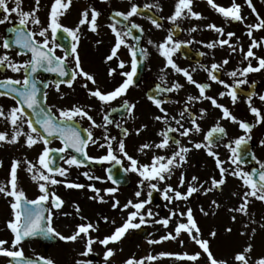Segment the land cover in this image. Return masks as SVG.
Instances as JSON below:
<instances>
[{
  "label": "snow or ice",
  "instance_id": "6c2138e0",
  "mask_svg": "<svg viewBox=\"0 0 264 264\" xmlns=\"http://www.w3.org/2000/svg\"><path fill=\"white\" fill-rule=\"evenodd\" d=\"M107 3V0H103ZM194 0H177L173 13L166 19L173 27L168 29V34L162 42L154 45L161 57L164 58V66L160 68L159 81L148 94L147 99L158 109L160 114L154 116V120L160 122L164 127L157 132L161 137L159 142L143 143L139 146L138 152L146 154L147 150L158 149L170 152V155L153 154L150 163H141L139 159L129 154L126 150L125 138L130 132L127 127H122L120 123L110 119L109 114H105L102 123H97L90 110L79 104H72L70 107L56 108L47 105L48 93L46 89L49 86H54L57 93H60L61 84H66L71 88L78 78L82 79L84 87L88 95L97 99L102 106L110 105L113 101L122 99L120 108L124 109L129 117L133 116L136 108L135 102H130L126 97L129 89L136 85L139 75V68L144 61L148 59L149 52L145 47H138L135 44H129L128 38L139 42L141 37L134 35V30L143 33V27L134 22L132 19L136 16H142L144 13L141 6L129 0V9L127 11L115 10L110 16L112 23L107 25L114 34L115 43L110 50V54L105 57L104 62L108 64L115 58L117 67L108 68V76L114 77L117 74V69H120L119 76L122 81L110 91H102L98 86V82L94 75L86 71L82 67L81 58L78 52L80 44V25L89 24V30L93 33H98L99 23L98 18L101 12L94 7H89L82 11V19L75 28L67 27L61 23V17L64 16L72 4V0H53L48 14V22L45 25L38 13L41 7V0H35V7L30 11H25L22 7L23 0H0V25L9 24L11 27L6 29L7 35L0 37V49L3 53L0 54V70H10L13 73H23L22 79H13L6 77L0 79V97H9L15 104L8 110L0 105V118L8 121L12 126L11 134L5 131H0V144L16 145L20 143V138L24 137V146L32 148L38 143L43 144V150L38 156L35 163L25 160L26 172L30 174V178L38 186L40 195L35 199H28L23 189L19 187L18 169L22 162L13 160L10 165V179L6 184H0V195L9 200L12 211V218L7 221V229L12 233V240L0 239V256L8 258V264H55L51 258L37 256L35 258L27 257L22 247L23 243L31 238L54 239L58 238L64 242H76L83 240L85 250L80 253L81 256H89L94 252L93 245L99 243L105 249L103 259L105 264H108L110 259L115 255V249L109 247V244L120 242L130 230L140 229L143 225L152 223L159 224L165 229L168 228L173 217H177V223L172 231L161 236L159 240L149 239V244H160L163 241H178L181 246L184 245V240L180 239L183 233H186L190 241L194 242L202 250L189 254L161 252L159 256L148 255L143 259L129 258L125 264H145L147 261H155L160 257L175 256L176 259L186 260L197 264L202 253L207 255L208 264H228L225 259H217L210 248V239L217 236V232L212 230L209 234L210 238H203L202 231L193 215V210L188 207L186 211L170 210V215L155 219L158 213H154L151 208L146 207L151 202V197L154 191L162 192L163 199L169 204L184 201L187 202L194 194L203 192L207 195L213 190H221L226 184L227 177L232 176L238 178L242 182V186L246 189L241 195V203L238 207L230 208L229 211L242 214L249 217V223H256L251 218L248 211L249 204L252 199L264 202V161L258 159L254 153L249 151V142L252 140V130L257 125L264 123V113L253 103L254 97L264 103V94L255 92V81H249L250 73H258L264 70V57L257 56L254 49L264 46V38L257 40L253 37L254 31L264 29V17H261L253 4V0H245V3L252 13L255 14L257 23L246 24V17L241 14V5L232 0L230 6H221L215 3V0H207L217 13L222 15L227 22H239L246 24V35L251 43L245 52L243 47L237 48L231 43L232 38L236 35L234 32H225V28L216 24L206 25L207 29L213 30L218 34L219 39L207 43L205 46L208 49H214L217 46L223 48L227 46L232 53L238 50L243 53L244 61H247L246 66L228 71L226 75L231 78L232 82L228 83L221 79L220 73L224 66L229 64L226 58L220 63H212L209 66L201 65V69L207 73L208 80L223 86L225 91L219 92V97L228 96L232 104H236L239 96L243 94L246 97L250 113L255 117V123H249L238 119L228 107L218 102L216 97L208 95L207 92L211 88V83H201L193 78L195 68L189 70L179 66L174 60V56L181 52L183 47L193 43L192 40L181 41L174 38L175 33L180 30L179 21L185 19L201 20L204 17L201 13L194 11ZM162 11L159 0L153 3H145L143 10ZM18 18L16 23H13L12 16ZM90 16V20H89ZM147 19L156 28L163 27L161 21L164 17L157 18L153 15H148ZM31 25V27H30ZM198 29L193 26L189 31L196 32ZM226 37V38H225ZM69 40V45L65 47L58 43V39ZM101 41H97V44ZM149 45H153V41H147ZM126 47L130 53V70L125 71L126 62L119 58L118 52L121 47ZM57 49L62 51V55H57ZM16 51L17 56H28L24 61H17L10 53ZM201 56L206 53L201 52ZM71 60L72 66L69 61ZM256 61L254 66L252 61ZM171 69L177 74H181L188 84L193 85L198 90V95L187 96L183 106L175 114L171 115L168 109L164 106L168 103H177L180 101H171L170 99L162 98L164 94L178 93L184 85L179 81H172L169 85L167 81V70ZM48 72L56 73L61 78L55 81H45L39 78V73ZM89 82L95 86L89 88ZM248 85V89L242 86ZM42 89L44 91H42ZM63 98V94H61ZM207 100L213 108L219 109L222 113L219 120L203 135L202 141H193V135L202 132L201 125L198 119H203L207 114V109L200 108L199 116L191 111V105L195 102ZM112 112L118 111L117 108H112ZM58 113V114H57ZM87 119L90 122V127L83 129V133L79 128V120ZM227 119L238 125L242 130L243 135H240L230 142L224 144L230 155L227 160H222L220 154L215 151L216 147L220 146L221 140L227 136V131L220 123V120ZM173 123L175 126H173ZM188 123L190 126H185ZM115 124V127L121 129V138L117 140L116 136L109 133L108 126ZM25 125L27 131H25ZM38 126V127H37ZM147 128V125H142L136 129V134ZM93 129H103L102 136L94 137ZM175 134V135H173ZM179 137V138H178ZM52 139H59L62 143L60 148H50L49 144ZM182 139L187 140V144L182 142ZM116 142V147L113 146ZM97 146L100 149H106L104 155L93 157L87 152L89 145ZM261 146H264V139L259 141ZM190 145V146H189ZM74 150L75 154L69 152ZM205 150L209 157L215 161L216 169H218L219 178L213 176L210 181L200 182L199 177L193 175L189 181H186L185 174L181 172L179 184L173 187L166 184L163 189L158 187L161 182H166L171 179L176 169L183 168L188 163V156L193 150ZM67 153V155H64ZM78 154V155H77ZM246 157H250L258 167H253L250 170H245L241 165L247 163ZM57 159L68 165V168L62 167L57 163ZM127 161V167L124 166ZM86 162H95L103 165L109 163L112 167L107 169V180L111 181L117 187H109L104 189L105 195L112 197L111 207L114 210L121 212L127 211V216L121 226L116 227L112 234L105 236L103 239L94 237L92 232L99 229L98 223L87 222L78 224L76 229L70 235H63L53 226L54 217L57 213L68 216L69 213L61 212L65 201L50 189V186L63 184L69 189H84L88 188L94 193L89 199L96 200L100 203H108L105 195H101V189L95 187L94 184H81L71 182L67 179L69 168L75 166L80 168L86 166ZM119 165L124 173H135L141 179L138 181V190L134 193L137 198L135 201L129 199L121 205L120 200L116 197L119 191L118 185L120 181L115 177L113 169ZM228 165V166H226ZM3 162L0 161V167ZM89 181L101 180L99 176L90 175L85 171L82 173ZM57 176L63 179H57ZM147 182V198L141 200L144 195L143 188ZM205 183H210V187L205 188ZM185 191H180V188H185ZM237 195V193H233ZM211 204L215 208H219L220 204L216 200H212ZM77 214L81 212L79 205H75ZM203 215H209L203 207L200 208ZM81 220H86L84 216L79 217ZM231 219L235 222L236 216ZM102 220L107 223L109 218L102 217ZM186 221V222H185ZM115 223V221H112ZM249 225H244L248 229ZM264 228V224L260 225ZM226 232H231L232 229L226 228ZM256 228H251V232L242 231L240 234L248 235L249 240L255 234ZM7 245V247H6ZM253 248L252 243H247L242 252H238L234 256L235 264H249L250 256ZM76 264H90V262L77 260ZM255 264H264V257H260L255 261Z\"/></svg>",
  "mask_w": 264,
  "mask_h": 264
},
{
  "label": "flooded vegetation",
  "instance_id": "af4514ba",
  "mask_svg": "<svg viewBox=\"0 0 264 264\" xmlns=\"http://www.w3.org/2000/svg\"><path fill=\"white\" fill-rule=\"evenodd\" d=\"M132 2L137 3L138 5L143 7L145 3H153L155 2V0H132ZM52 3L53 0H41V7L38 15L45 25L48 22V14L50 12ZM159 3L162 7V11L157 12L155 9L151 11L158 18L161 16L165 18L161 21L163 25L161 29H156L145 15L132 18L134 22L140 24L143 27L144 32L139 33L138 31L134 30V35H139L141 39L139 42H137L132 40L131 38H128V43L135 44L138 47H145L149 52L148 59L144 61L139 68V75L136 78V85L131 87L126 97H124L130 102L136 103V108L132 117H129L126 111L120 108V104L123 98L113 101L110 105L102 106L97 99L92 98L88 95L87 90L82 87L84 81L80 78H78L77 81L74 82L71 88H69L66 84H61L60 93H57L55 87L51 85L48 89H46L48 93L47 105L49 107H53V111H55L56 108L70 107L72 104H79L90 110V115L93 116L98 124L102 123V119L105 114H109L110 119H113L115 122L120 123L122 127H127L130 134L125 138L126 150L130 155L139 159L141 163H150L151 157L154 153L157 155H170V152L158 149L147 150L146 154L138 152L139 146L143 143L159 142L161 137L157 135V132L164 127L160 122L154 120V116L160 113L158 112V109H156L155 106L147 99V96L154 89L155 85L157 83H160L159 70L164 66L165 61L164 58L159 55V52L154 45L162 42L168 34V29L173 27V25H171L166 18L173 13L175 5L167 6L165 5V2L163 0H159ZM84 4H86V7L88 8H96L101 12V16L98 18V23L100 25L98 33L91 32L89 30L88 23L80 25L81 40L78 47V52L81 58L82 67L86 71L94 75L95 79L98 82V86L102 91H110L115 88L123 78L118 74L120 69H117V74L114 77H109L107 74L109 66L113 68L117 67V60L115 58L108 64L104 62L105 57L110 54V50L115 43L114 34L111 32L110 28L107 27V25L109 23H112V21L110 20V16L113 11H127L129 9V0H107V3L103 2V0H72L70 8L67 10L66 14L61 17V23L71 28H75L77 25H79V22L82 19L81 13L84 10ZM10 6H14L11 5V0ZM22 7L25 11H30L33 7H35V0H23ZM203 17L204 18L201 20L185 19L179 21L180 30L175 33L174 38L181 41L192 40L193 43L187 45L186 47H183L181 49V52L177 53L174 56V60L179 66L183 68H188L189 70L195 68L196 71L193 73V78L201 83H211V88L208 90L207 94L216 97L218 99V102L228 107L232 114L235 115L238 119L247 121L249 123H255V117L249 111L248 105L246 103V97L241 94L236 104H232L231 99L228 96H224L222 98L219 97V92L225 91V89L222 85L209 81L207 73L200 67L201 65L210 67L212 63H220L227 58L229 60V64L225 65L223 70L218 73V75L221 79L225 80L228 83H231L232 80L226 75V73L236 68H242L247 64V61H244L243 59V53H241L239 50L235 53H232L227 46H224L223 48L217 46L214 49H208L205 46L207 43L215 41L221 37H219L218 34L213 30L206 28V25H208V20L205 16ZM17 19L18 18L15 16V14H13V23H16ZM11 26L12 25L9 24L0 25V37L6 36V29ZM193 26L197 27L198 30L196 32L189 31ZM224 28L226 33L234 32L236 34L232 38L231 43L236 45L238 49L239 47H243L244 51L246 52L251 42H245L243 31H240V29H228L226 26H224ZM149 39L153 41V45H149L147 43ZM98 40L101 41V43L97 44ZM58 43L67 47L69 45V40L60 38L58 39ZM3 51V49H0V54H2ZM201 52L206 53V55L201 56ZM254 52L257 56L264 57V46L258 49H254ZM62 54V51L60 49H57V55ZM10 55L17 61H24L28 59V56H17L16 51H12ZM118 55L120 59L126 62V67L124 70H130L131 56L128 49L122 46L118 52ZM252 63L254 66L256 65L255 60H253ZM69 64L70 66H72L71 60L69 61ZM6 77H11L13 79H22L23 73H13L10 70H0V79H4ZM39 78L45 81L67 79L59 77L56 73H48L43 71L39 73ZM248 80L250 82L255 81V92H257L258 94H264V70L258 73H250L248 76ZM167 81L169 85L172 81H179L184 85V88L180 92L168 93L162 96V98L170 99L171 101H180L179 104L168 103L164 105L171 115H175L183 106L187 96L198 95V90L193 85L188 84L181 74H177L171 69L167 70ZM88 87L93 88L95 86H93L89 82ZM242 88L247 90L248 85H244L242 86ZM42 91L44 90L42 89ZM61 94H63V98H61ZM253 103L255 106L259 107L262 110V113H264V103L259 101V99L256 97H254ZM14 104L15 102L11 98L0 97V105H2L5 110H8L10 107L14 106ZM112 108H117L118 111L112 112ZM200 108L207 109V114L203 119H198V123L201 125L202 132L200 134L193 135L192 137L193 141L197 142L203 140V135L215 124L217 120L220 119L222 115L220 110L213 108L210 102L207 100L195 102L191 105V111L197 113L198 116ZM220 123L223 127H225L227 136L223 140H221L220 146L216 147L214 150L220 154V158L222 160H227L230 153L228 149L224 147V144L230 142L232 139L240 135H243V132L241 129H239L237 124L232 123L227 119L220 120ZM142 125H147V128L143 129L140 134L137 135L136 129L141 128ZM173 126H175L174 123ZM185 126L190 125L186 123ZM89 127L90 122L86 118L79 120V128L82 134H84L83 129ZM4 128L5 130H9L10 128L12 129V126L10 125V123H8V121L0 118V131H3ZM108 129L110 135L116 136L117 140L121 138V129L115 127V124L109 125ZM24 130H28L26 125ZM93 132L94 137L99 138L102 136L103 129H93ZM261 139H264V123H261L260 125H257L253 128L252 140L249 142V148L251 152L254 153L258 159L264 161V146H261L259 144V141ZM54 141L63 146L62 143L57 139L52 140L51 143H53ZM182 142L184 144H187L186 139H182ZM113 146L116 147V142H113ZM87 152L90 156L98 157L104 155L106 149H100L97 146L90 144ZM64 155H67V153H65ZM63 163L64 162L61 161L59 165L63 167ZM109 166H111V164L109 163H104L103 165H101L95 162H88L86 166H82L80 168L73 166L69 168L67 179L69 181L71 180L72 182H77L79 178H86L82 173L87 171L92 174H98L107 180V169ZM124 166L127 167V161H125ZM250 166L242 167L245 170H249ZM255 166L258 167V165L256 164ZM68 167L69 166H66L65 168ZM181 172L185 174L186 181H189L193 175L199 177L200 182L210 181L213 172L219 175L218 169H216L215 166L214 159L212 157H209L206 154L205 150H193L191 153H189L188 163L183 168L176 169L171 179L167 180L166 182L159 183L158 187L160 186L164 188L166 184H170L174 188L177 187L179 184V177L181 175ZM125 174L129 180L128 184L126 186L118 185L119 190L131 191L132 189H137L138 184H135L134 179L141 178L135 173ZM107 184L110 185V187H117V185H113L111 181L108 180ZM204 186L205 188L210 187V183H205ZM179 190L183 192L186 190V187L180 188ZM143 192L146 196L148 192L147 182H145ZM208 194H210V192ZM194 195H196L197 197L206 196L203 194V192ZM64 217L65 215L59 214L57 216L58 222L62 223ZM52 245L47 246V251ZM38 246L42 247L40 244H38Z\"/></svg>",
  "mask_w": 264,
  "mask_h": 264
},
{
  "label": "rangeland",
  "instance_id": "374dc122",
  "mask_svg": "<svg viewBox=\"0 0 264 264\" xmlns=\"http://www.w3.org/2000/svg\"><path fill=\"white\" fill-rule=\"evenodd\" d=\"M150 1V0H148ZM176 4L177 0H165V5ZM237 3L241 5V14L246 17V24L257 23L255 14L252 13L245 3V0H236ZM215 3L221 6H230L232 0H215ZM171 4V5H172ZM253 4L257 9V12L261 17H264V0H253ZM84 10L87 9L86 4H84ZM194 11L201 14H206L208 19V24H216L217 26H226L228 29L243 31V37H245V42H251L249 37L246 35L247 27L246 24L239 22H227L225 18L217 13L210 5H208L207 0H194L193 2ZM246 35V36H244ZM253 37L257 40L264 38V29L253 32ZM3 131L11 134L12 129H3ZM24 137L20 138V143L16 145L0 144V161H3V166L0 169V184H6L10 179V165L13 160H20L22 162L20 169H18V179L19 187L24 190L26 197L31 199L37 195L38 186L30 178V174L24 170L26 165L23 161L28 160L35 163L38 159L39 154L43 150V144L38 143L32 148H27L24 146ZM58 147L60 144L56 141L51 143L49 147ZM63 167L68 165L62 164ZM228 166V165H226ZM90 175L99 176L101 180L89 181L86 178H79L78 183L81 184H94L95 187L101 189V195H105L104 189L110 187L107 184V180L98 174ZM215 176L219 178V175L212 173V177ZM57 179H62L57 176ZM139 178H135L134 182L137 185ZM71 181V180H70ZM72 182V181H71ZM63 184L50 186L52 191H55L64 201L61 212L69 213L70 215L65 216L62 223L58 222L57 216L54 217L53 226L57 231L61 232L63 235H70L76 229L78 224L93 222L98 223L99 229L96 232H92L91 235L94 237H99L103 239L105 236L112 234L116 227L123 224L124 219L127 216V211H132L128 209L127 211L121 212L119 210H114L111 207L112 197L105 195V199L108 203H100L96 200L89 199L94 193L88 188L84 189H69L63 187ZM160 189H163L159 186ZM138 190L132 189L131 191H118L115 195L120 200L121 205L126 203L129 199L135 201L137 198L134 193ZM246 189L242 186V182L235 177L228 176L227 182L222 186L221 190H213L210 194L206 196L193 195L189 201H179L169 204L163 199L162 193L160 191H154L152 194L151 202L146 207L151 208L154 213L159 215L155 219L161 217H167L170 215V210L186 211L188 207L193 210V215L202 231L203 238H210L209 234L212 230L217 232L215 238L210 239V248L214 256L217 259H225L228 264H235L234 256L238 252H242L247 243H252L253 248L250 256L249 264H255V261L264 257V228L260 225L264 224V202L252 199L249 204L248 211L251 218L256 221V223H249V217H246L239 213H234L229 211L230 208L238 207L241 203V195ZM237 195H233V193ZM147 195H142L141 200L146 199ZM9 200L11 198H5L0 195V239L12 240L13 236L9 229H7V221L12 218V211L10 208ZM216 200L219 204V208H215L211 201ZM75 205H79L81 212L77 214L75 211ZM203 207L209 212V215L205 216L201 213L200 208ZM84 216L86 220H81L79 217ZM235 215L236 221L234 222L231 217ZM107 216L109 222L105 223L102 217ZM178 218L173 217L167 229L159 224H146L142 227L146 228L149 232L147 238H141L135 234V230H130L125 237L118 243L109 244V247L115 249V255L110 259L108 264H125V261L129 258H135L137 260L146 258L148 255L159 256L161 252L168 253H179L183 254L185 252L192 254L195 252H201L202 250L194 242L190 241L188 235L183 233L180 239L184 240V245L178 241H163L160 244H149L147 241L149 239L159 240L161 236L166 235L169 231H172L177 223ZM115 221V223H112ZM186 222V221H185ZM248 224V229L244 228L245 224ZM231 228V232H226V228ZM251 228H256L255 234L252 235V239L249 240L248 235H241L242 231L248 233L251 232ZM7 247V245H6ZM24 253L27 256H41L42 249L37 243L27 242L22 245ZM94 252L89 256H81L85 250V245L83 240H77L76 242H64L59 240L55 245H52L48 249V257L51 258L55 264H76L77 260L90 262V264H105L103 259L104 247L99 243L93 245ZM0 264H8V259L6 257L0 256ZM145 264H192V262L186 260L176 259L175 256L170 257H160L155 261L145 260ZM197 264H208L207 255H201L200 260Z\"/></svg>",
  "mask_w": 264,
  "mask_h": 264
},
{
  "label": "water",
  "instance_id": "95a60500",
  "mask_svg": "<svg viewBox=\"0 0 264 264\" xmlns=\"http://www.w3.org/2000/svg\"><path fill=\"white\" fill-rule=\"evenodd\" d=\"M141 9H142V11H143L144 14H146V15H152L151 11H149V10H143V8H141ZM248 147H249V146H248ZM70 150H71V149H70ZM71 151L74 152V150H71ZM249 151H250V148H249ZM250 152H251V151H250ZM77 155H78V154H77ZM246 159H247V163H246V164H242V165H247V164L253 162V161L251 160L250 157H246ZM58 160H59V159H57V163H58ZM113 171H114V175H115V177L120 181L119 184H120V185H125V184L127 183V178L125 177V174H124V172L122 171V169L115 167V168L113 169ZM136 233H137L138 235H140L141 237H146V236H147V230L144 229V228H140V229H138V230L136 231ZM32 239L38 240V241H40V242H42V243H46V242H54V241H55L54 239H41V238H31V239H28V240H32ZM28 240H27V241H28Z\"/></svg>",
  "mask_w": 264,
  "mask_h": 264
}]
</instances>
